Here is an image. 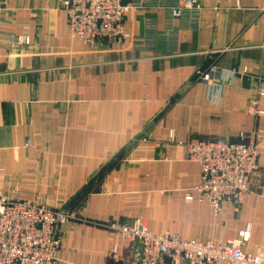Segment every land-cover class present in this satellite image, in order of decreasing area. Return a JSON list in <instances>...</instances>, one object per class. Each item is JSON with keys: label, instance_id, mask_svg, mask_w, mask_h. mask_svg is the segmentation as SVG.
Returning <instances> with one entry per match:
<instances>
[{"label": "crops", "instance_id": "1", "mask_svg": "<svg viewBox=\"0 0 264 264\" xmlns=\"http://www.w3.org/2000/svg\"><path fill=\"white\" fill-rule=\"evenodd\" d=\"M62 1L0 0V192L74 214L56 264H133V242L107 226L135 221L213 246L249 226L242 250L264 256V0H197L195 25L150 0L126 17L129 40L94 46L70 36ZM211 68L236 73L215 103L220 84L195 76ZM239 134L257 168L214 216L185 199L199 180L186 147Z\"/></svg>", "mask_w": 264, "mask_h": 264}, {"label": "built area", "instance_id": "2", "mask_svg": "<svg viewBox=\"0 0 264 264\" xmlns=\"http://www.w3.org/2000/svg\"><path fill=\"white\" fill-rule=\"evenodd\" d=\"M167 8L171 19L190 18L196 24L200 12L197 0H175ZM150 0L124 3V0H63L61 10L66 17L70 36L88 46L100 41L122 43L130 39L124 30L129 13L146 6ZM11 44L27 45L28 39L11 37ZM244 73V72H242ZM236 73L219 72L213 68L195 76L210 86L209 100L215 103L223 85L233 82ZM214 95V96H213ZM264 98V89L258 92ZM250 116H262L257 102L247 107ZM187 160L199 167L198 183L185 195L186 201L195 200L208 205L217 216L225 201L239 203L248 191L249 176L257 168L255 144L243 134L237 142L213 141L188 144ZM75 218L57 208L34 202H21L5 197L0 192V264H56L61 243V228ZM107 229L133 242V264H264L260 250L249 255L242 247L249 240L250 227L237 234L236 239L221 246L180 240L168 234L150 233L142 221L131 225L110 224Z\"/></svg>", "mask_w": 264, "mask_h": 264}]
</instances>
